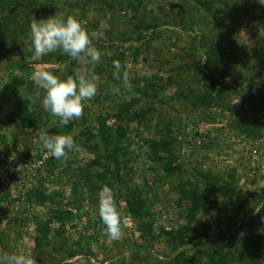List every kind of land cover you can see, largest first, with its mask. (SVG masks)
I'll return each mask as SVG.
<instances>
[{
  "label": "rangeland",
  "instance_id": "1",
  "mask_svg": "<svg viewBox=\"0 0 264 264\" xmlns=\"http://www.w3.org/2000/svg\"><path fill=\"white\" fill-rule=\"evenodd\" d=\"M18 3L30 6L4 11L0 3V193L7 196L0 200V250L23 251L36 264H214L212 256L221 251L235 254L233 264H244L254 250L251 236L264 229V5L258 0ZM56 13L74 16L89 34H101L92 40L101 53L95 67L74 65L60 51L33 59L30 23ZM114 61L122 65L121 76L129 71L131 87L114 78ZM21 63L26 72L17 67ZM37 63L62 79L79 72L97 85L81 118L61 126L43 109V90L34 84V94L27 88L21 93L34 99L40 92L34 103L38 128L1 122L15 109L7 87L16 77L34 83L30 76ZM207 83L223 93L217 105L195 96ZM240 122L262 129L247 136ZM104 123L125 131L118 143L124 150L114 159ZM41 130L70 134L83 151L57 160L42 147ZM171 165L179 170L167 173ZM83 170L92 175L89 181ZM201 173L219 177L221 188L233 185L247 206L237 208L216 186L196 178ZM188 182L212 195L193 224L187 219L191 202L181 194ZM93 185H110L121 216L119 240L104 234L101 188L93 191ZM34 190L50 199L29 200ZM134 202L142 206L139 212ZM47 223L51 242L38 247ZM190 225L198 232L176 248L170 234Z\"/></svg>",
  "mask_w": 264,
  "mask_h": 264
},
{
  "label": "clouds",
  "instance_id": "2",
  "mask_svg": "<svg viewBox=\"0 0 264 264\" xmlns=\"http://www.w3.org/2000/svg\"><path fill=\"white\" fill-rule=\"evenodd\" d=\"M258 2L264 5V0H258ZM100 35L98 32L89 34L82 22L72 15L65 17L56 13L54 16L39 21L33 18L29 35L34 49L33 59L60 51L80 64H91L95 67L100 62L101 53L92 44V40L99 38ZM113 66L116 69L113 73L114 78L122 79L124 86L131 87L129 71L124 70L121 76L120 62L114 61ZM30 79L38 89L43 90L41 101L43 109L57 117L61 126H66L72 120L81 118L84 102L92 100L98 91L97 85L79 72L76 73L75 78L69 75L66 79H62L54 75L50 66L46 64H34ZM38 99H40V92L36 93V97L30 100V103L34 104ZM39 141L47 154L57 160L65 157L68 152L83 151L70 134H49L41 130ZM98 215L105 225L104 234L110 240H119L122 235L121 216L113 192L107 185L102 186L98 192ZM260 232L264 233V229ZM0 264H36V260L23 251L18 254H9L0 250Z\"/></svg>",
  "mask_w": 264,
  "mask_h": 264
},
{
  "label": "trees",
  "instance_id": "3",
  "mask_svg": "<svg viewBox=\"0 0 264 264\" xmlns=\"http://www.w3.org/2000/svg\"><path fill=\"white\" fill-rule=\"evenodd\" d=\"M10 1L12 2L11 4L7 2ZM19 0H0L1 6L4 9V11L8 8H16V9H21L24 10V8L30 6V5H25L24 4H20L18 3ZM13 4V5H12ZM31 4V3H29ZM10 16V13H9ZM17 16V15H16ZM60 58H64V56H61ZM211 57L208 55V61L210 60L211 62ZM79 63L78 61L74 60L73 64H77ZM19 68V70L21 72H26L28 70V66H26L24 63H21L17 66ZM208 84V83H207ZM206 86V91L202 94H199L200 96H197L195 94V96L200 100V102H207V104L209 102H213L214 104H218V101L223 100V93L219 90L216 93H214L211 85H205ZM33 87H34V83H31L28 80H23V78H18L16 77L12 83L10 84V86L7 87L11 97H12V102L15 106L14 112L7 116L6 120H1V122L3 123H16L18 121L23 122L25 125L26 124H31L33 127L38 128L36 125V120L38 119V115L36 113V109H35V105L33 103H30V100H32L31 96H23L21 91L24 90V88H27L31 91V94H34L33 91ZM212 103V105H213ZM262 126H259V128H261ZM238 128L241 129L242 133H246L247 136H251L254 137L255 133L260 131L261 129H256V130H252L253 127H249L247 126L245 123L240 122ZM102 132H106V136L108 138L107 141V145H113L114 147V151L113 153H109V157L111 158H115V156H118L120 154V152H122L124 149L122 147H120L118 145V143H120V140L122 138H124L125 135V131L124 129L121 127L120 129H118L116 132H114L112 129H109L105 123L103 125V129ZM156 143L152 142L151 143V147H155ZM153 151H155V148L153 149ZM177 170H179V168H175L172 167V165L168 168H166L167 173H174ZM85 175V179L86 181L90 180V177H92V175L89 173V171H85L83 170ZM201 180V182L203 183H208L209 185H211L213 188L214 186H216V190L218 192H220L223 196H227L230 199V202L235 205L237 208L239 209H243L247 206V204L249 203L248 199L246 198V196H244L241 193H238L236 191V188H234L233 185H227L224 184L223 187L221 188L219 186V184L222 182V180H220L219 177L216 176H212L210 174H204L201 173L199 174L198 177ZM232 183L236 185V180H233ZM110 187V185H107ZM188 186H189V190L186 187H182L181 188V194H182V199L183 200H190L191 202V206L190 209L188 211L187 214V219L190 222V224H193L197 221V216L198 214L204 210L205 206H207L209 203H211V198L212 195L210 192L207 191H203L200 189L199 183L197 184H192L188 182ZM93 191H97L99 188H101L100 186L97 185H93ZM77 193V188H75L74 190ZM57 195V193L55 194ZM54 195V196H55ZM262 199L264 201V192H262ZM31 198L29 200H31L32 198H34V200L40 204L45 203L47 200H49L50 198H48L42 191L40 190H34L31 193ZM7 196L6 195H2L0 193V200H6ZM261 199V200H262ZM213 205V204H212ZM134 207L136 208L135 213L139 212L138 209H140L142 206L140 205V203H135L134 202ZM263 213H264V207H263ZM62 214H57V217H60L59 220L62 221ZM43 226V225H42ZM43 236H41L38 240V247H42L45 246L46 242L48 241V245L50 244V238L49 234L51 233V225L50 223H47V225L42 227L41 230ZM194 232H198V228L194 227V226H186L184 227L178 234H170L171 239H172V243L175 245L176 248H178L179 246L183 247L186 246V244H188V234L189 233H194ZM202 232V231H201ZM201 234V233H200ZM264 234L257 232L256 234L251 236V240H252V245L254 246V250L251 251V253L249 255L246 256V260L244 261V264H264ZM197 237V236H196ZM196 237H191V239L196 238ZM183 254L179 253L177 255V257L175 258V262L179 261V258H181ZM217 256V257H216ZM213 257V263L214 264H233L236 261L235 258V254L234 253H226V252H219L218 254H216ZM187 259L183 260L184 262Z\"/></svg>",
  "mask_w": 264,
  "mask_h": 264
}]
</instances>
